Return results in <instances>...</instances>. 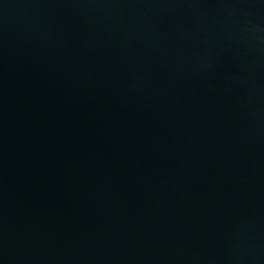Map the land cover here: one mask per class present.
Returning a JSON list of instances; mask_svg holds the SVG:
<instances>
[{
  "label": "water",
  "instance_id": "1",
  "mask_svg": "<svg viewBox=\"0 0 264 264\" xmlns=\"http://www.w3.org/2000/svg\"><path fill=\"white\" fill-rule=\"evenodd\" d=\"M0 264H264V0H0Z\"/></svg>",
  "mask_w": 264,
  "mask_h": 264
}]
</instances>
